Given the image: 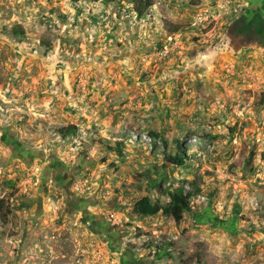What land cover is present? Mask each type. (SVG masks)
<instances>
[{"label":"rangeland","instance_id":"1","mask_svg":"<svg viewBox=\"0 0 264 264\" xmlns=\"http://www.w3.org/2000/svg\"><path fill=\"white\" fill-rule=\"evenodd\" d=\"M0 264H264V0H0Z\"/></svg>","mask_w":264,"mask_h":264},{"label":"trees","instance_id":"2","mask_svg":"<svg viewBox=\"0 0 264 264\" xmlns=\"http://www.w3.org/2000/svg\"><path fill=\"white\" fill-rule=\"evenodd\" d=\"M136 5L141 4L144 0H132ZM145 7L150 6L149 2H143ZM139 10L137 7L135 8ZM66 134L71 133V129H66ZM160 193L166 195L169 199L168 205H161L152 203L147 196L139 199L133 207V212L142 217H153L159 213H164L169 216L175 223H179L182 220V216L185 212L189 211L190 194L184 193L181 188L175 190H162L161 184H159Z\"/></svg>","mask_w":264,"mask_h":264}]
</instances>
